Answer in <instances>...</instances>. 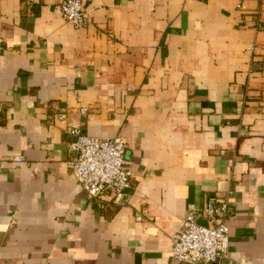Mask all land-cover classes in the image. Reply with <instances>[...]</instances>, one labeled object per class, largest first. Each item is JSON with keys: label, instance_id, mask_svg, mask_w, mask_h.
Returning <instances> with one entry per match:
<instances>
[{"label": "crops", "instance_id": "0c3cea01", "mask_svg": "<svg viewBox=\"0 0 264 264\" xmlns=\"http://www.w3.org/2000/svg\"><path fill=\"white\" fill-rule=\"evenodd\" d=\"M59 1L0 0V264H181L210 196L231 212L210 264H264V0H82L80 27ZM71 123L127 141L123 206L71 175Z\"/></svg>", "mask_w": 264, "mask_h": 264}, {"label": "built area", "instance_id": "2783aa9c", "mask_svg": "<svg viewBox=\"0 0 264 264\" xmlns=\"http://www.w3.org/2000/svg\"><path fill=\"white\" fill-rule=\"evenodd\" d=\"M57 4L62 17L74 27L87 23L82 0H60ZM86 111V107L80 109L81 114ZM64 117V113L59 115ZM69 133L74 141L67 165L80 188L89 197L111 196L116 205L126 204L132 188V172L123 166L127 141L120 135H87L74 123L69 124ZM13 159L22 160L20 156ZM230 213L229 200L221 196H210L201 208L190 210L171 236L172 258L181 264H210L227 258Z\"/></svg>", "mask_w": 264, "mask_h": 264}, {"label": "water", "instance_id": "95a60500", "mask_svg": "<svg viewBox=\"0 0 264 264\" xmlns=\"http://www.w3.org/2000/svg\"><path fill=\"white\" fill-rule=\"evenodd\" d=\"M197 221L200 222V223H202V219L201 218H198Z\"/></svg>", "mask_w": 264, "mask_h": 264}]
</instances>
